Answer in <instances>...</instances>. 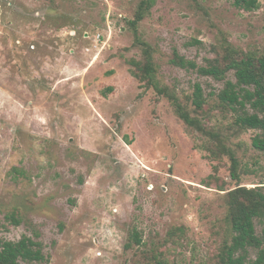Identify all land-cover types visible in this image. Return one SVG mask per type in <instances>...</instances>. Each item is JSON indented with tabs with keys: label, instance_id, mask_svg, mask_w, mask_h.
Masks as SVG:
<instances>
[{
	"label": "rangeland",
	"instance_id": "rangeland-1",
	"mask_svg": "<svg viewBox=\"0 0 264 264\" xmlns=\"http://www.w3.org/2000/svg\"><path fill=\"white\" fill-rule=\"evenodd\" d=\"M138 3L0 0V241L31 236L47 258L22 264H217L230 242V156L213 157L216 141L132 75L137 35L155 48L158 79L191 109L201 84L204 124L227 136L240 183L264 185L253 146L262 131H235L215 107L224 81L170 62L177 49L206 65L224 40L264 55V0L254 11L156 0L135 30ZM134 232L143 244L127 246Z\"/></svg>",
	"mask_w": 264,
	"mask_h": 264
},
{
	"label": "trees",
	"instance_id": "trees-1",
	"mask_svg": "<svg viewBox=\"0 0 264 264\" xmlns=\"http://www.w3.org/2000/svg\"><path fill=\"white\" fill-rule=\"evenodd\" d=\"M156 0H139L135 19L129 24L135 28L142 21ZM235 7L245 11H254L261 7V0H233ZM137 45L141 46L143 59H132L131 73L146 88H154L161 97L169 99L174 105L177 115L186 125L216 141V148L209 147L218 158L221 154L230 156L231 177L237 184L226 193V222L231 231V240H227L219 253L217 264H264V185L248 187L240 183V160L236 152L227 144V136L208 128L204 124L206 105L209 103L200 83H196L190 99L193 109L180 100L174 88L161 83L157 77V64L154 60L155 48L140 36H136ZM215 56L207 59L206 65H198L196 61L174 50L170 62L180 68L196 70L200 75L224 81V87L216 93L215 107L225 115L233 118L231 127L235 131L261 130L262 133L253 138V146L264 152V55L242 51L228 40L216 45ZM234 72L235 80L227 78ZM113 90V88H110ZM206 147V146H205ZM263 183V182H262ZM14 224H20L21 218L16 213L8 216ZM261 232H258V227ZM143 244L139 232H134L128 242ZM254 251L255 256H251ZM47 258L39 241L28 235L19 240L0 241V264H22V262H43Z\"/></svg>",
	"mask_w": 264,
	"mask_h": 264
}]
</instances>
